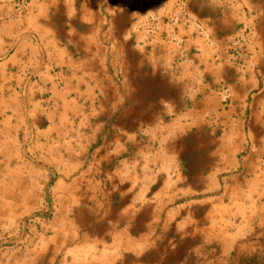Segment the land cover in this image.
I'll use <instances>...</instances> for the list:
<instances>
[{
	"label": "crops",
	"instance_id": "crops-1",
	"mask_svg": "<svg viewBox=\"0 0 264 264\" xmlns=\"http://www.w3.org/2000/svg\"><path fill=\"white\" fill-rule=\"evenodd\" d=\"M260 15L252 0H0V164L22 149L23 179L126 182L128 246L147 189L152 218L215 264H264Z\"/></svg>",
	"mask_w": 264,
	"mask_h": 264
},
{
	"label": "rangeland",
	"instance_id": "rangeland-1",
	"mask_svg": "<svg viewBox=\"0 0 264 264\" xmlns=\"http://www.w3.org/2000/svg\"><path fill=\"white\" fill-rule=\"evenodd\" d=\"M252 2L264 32V0ZM9 152L20 158L0 164V174L18 177L0 179V264H215L202 238L184 241L165 214L152 218L149 190L143 192L142 228L130 230H141L143 243L128 246L126 215L120 212L126 182L108 179L95 188L87 181L23 179L31 172L23 150Z\"/></svg>",
	"mask_w": 264,
	"mask_h": 264
}]
</instances>
